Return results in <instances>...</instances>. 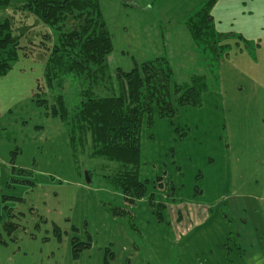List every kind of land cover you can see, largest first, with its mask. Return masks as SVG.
Returning <instances> with one entry per match:
<instances>
[{"label":"rangeland","instance_id":"1","mask_svg":"<svg viewBox=\"0 0 264 264\" xmlns=\"http://www.w3.org/2000/svg\"><path fill=\"white\" fill-rule=\"evenodd\" d=\"M99 1L114 39L111 80L117 68L167 55L174 84L204 73L209 89L202 106L179 107L152 125L145 117L140 177L148 193L130 202L107 180L122 165L81 147L76 158L66 123L53 115L59 94L70 106L80 99L69 80L46 85L56 31L21 0L0 6L21 54L0 76V264H174L195 241L217 257L212 235L227 224L223 195L264 191L263 180L243 179L249 163L264 161L255 148L264 131V0L217 1L214 27L219 48L227 47L216 60L188 28L204 0Z\"/></svg>","mask_w":264,"mask_h":264},{"label":"trees","instance_id":"2","mask_svg":"<svg viewBox=\"0 0 264 264\" xmlns=\"http://www.w3.org/2000/svg\"><path fill=\"white\" fill-rule=\"evenodd\" d=\"M13 1L0 0V6ZM21 1L25 9L57 33L45 65L47 87L62 88L68 80L79 85L80 99L73 105L59 94L53 106V115L66 123L74 156L78 158L81 147L91 157L122 165L118 176L107 180L130 202L144 197L148 181L140 177V160L145 117L152 125L155 117H172L179 107L202 106L203 94L209 89L206 75L194 74L188 81L174 84L169 57L160 55L136 64L130 71L117 68V80H111L108 55L114 49V39L99 0ZM217 1L204 0L188 25L196 44L209 56L214 53V60L227 47L223 44L219 48L221 36L214 27L212 10ZM20 55L10 22L7 18L0 20V76ZM38 100L42 102L40 97ZM150 198L153 202V195ZM114 213L125 215L122 208H114ZM74 242L78 253L76 245L81 242Z\"/></svg>","mask_w":264,"mask_h":264},{"label":"crops","instance_id":"3","mask_svg":"<svg viewBox=\"0 0 264 264\" xmlns=\"http://www.w3.org/2000/svg\"><path fill=\"white\" fill-rule=\"evenodd\" d=\"M258 136L256 152L264 154V131ZM249 165L251 172L243 175V179L257 183L261 179L264 184V161L260 162V166ZM223 197L227 202L224 210L227 224L217 228L215 234L211 231L218 256L210 257V246L188 241L190 244L182 246L180 259L175 264H264V191L256 193L233 189ZM194 232L192 229L185 237L190 239ZM202 246L206 248V255L199 260Z\"/></svg>","mask_w":264,"mask_h":264}]
</instances>
